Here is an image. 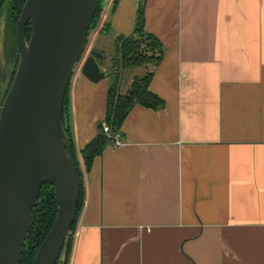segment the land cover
Here are the masks:
<instances>
[{
	"label": "crops",
	"instance_id": "0c3cea01",
	"mask_svg": "<svg viewBox=\"0 0 264 264\" xmlns=\"http://www.w3.org/2000/svg\"><path fill=\"white\" fill-rule=\"evenodd\" d=\"M141 1L164 46L149 89L165 106L135 105L122 144L87 171L81 152L113 82L74 75L67 121L85 197L68 264H264V0H101L108 29L94 48L133 33Z\"/></svg>",
	"mask_w": 264,
	"mask_h": 264
},
{
	"label": "water",
	"instance_id": "95a60500",
	"mask_svg": "<svg viewBox=\"0 0 264 264\" xmlns=\"http://www.w3.org/2000/svg\"><path fill=\"white\" fill-rule=\"evenodd\" d=\"M100 0H26L17 26L19 63L0 111V264H21L32 212L45 184L55 190L54 224L32 264H57L77 216L81 186L66 134L65 97ZM32 25L27 39L28 24ZM102 52L82 65L103 81Z\"/></svg>",
	"mask_w": 264,
	"mask_h": 264
},
{
	"label": "trees",
	"instance_id": "16d2710c",
	"mask_svg": "<svg viewBox=\"0 0 264 264\" xmlns=\"http://www.w3.org/2000/svg\"><path fill=\"white\" fill-rule=\"evenodd\" d=\"M7 0H0V11L5 6ZM26 0H10L9 6V17L7 19V31L10 32V37L14 35L17 36V26L18 21L23 10ZM118 0H115V5H117ZM102 11L101 0L97 9L95 19L98 14ZM94 19V21H95ZM146 24V12L145 3L141 1L138 7L137 16L135 20L134 32L128 37H119L116 40V53L120 58V69L128 70L132 68H141L146 66V64L153 63L154 66H158L164 56V46L162 42L153 34H150L145 29ZM108 28V25H106ZM107 31V30H106ZM32 32L31 23L27 27V39H30ZM147 42V45L145 44ZM145 44V48L142 46ZM15 45L17 48V41L15 38ZM18 49V48H17ZM145 50L158 51L157 57H147L143 55ZM18 51V50H17ZM18 53V52H17ZM116 55V56H117ZM19 53L16 55V66L19 61ZM117 60V59H116ZM119 62V61H118ZM119 64V63H118ZM16 74V68L13 72L12 81ZM115 74V73H114ZM154 74L149 73L143 78H135L133 81L132 88L125 95L116 94V88L118 87V75L116 77L115 83H113L108 91L107 97V113L104 121L98 124V134L97 136L82 150L81 154L83 157V163L85 169L90 171L95 159L101 156L104 150L111 144L110 138L104 132V124L108 125L112 132H117L121 129L127 115L133 109L135 105H142L151 109H161L165 106L164 101L150 91L149 87L153 79ZM3 79V71L0 65V88ZM11 81V83H12ZM10 83V87H11ZM9 92V88L5 94ZM5 99V98H4ZM4 99L0 101V111L3 105ZM68 105H69V88L65 97L63 121L66 134L72 144L73 153L75 156L77 174L81 186L80 201L77 209V216L75 223L72 227L71 232L74 231L75 225L77 223L78 217L83 207V201L85 197V187L83 172L81 164L78 160L76 154L75 143L72 139L71 131L68 126H66V121L68 117ZM57 204L55 199L54 187L50 184H45L41 189L40 198L33 209L32 212V224L27 241L24 245V253L21 264H32L34 257L40 248L41 244L50 232L54 221L56 219ZM71 233L69 234L60 260L57 264H68L69 257L72 249ZM63 256L64 261L62 260Z\"/></svg>",
	"mask_w": 264,
	"mask_h": 264
},
{
	"label": "rangeland",
	"instance_id": "374dc122",
	"mask_svg": "<svg viewBox=\"0 0 264 264\" xmlns=\"http://www.w3.org/2000/svg\"><path fill=\"white\" fill-rule=\"evenodd\" d=\"M9 6H10V0H7L5 6L0 11V65H1V69L3 71V79L1 82V88H0V101H2L5 98V94L8 90V88L10 90V83L12 81L13 72H14L15 68L17 70V66H18V64L16 66V55L18 54L17 53L18 49L16 48V45H15L16 35H14V33L12 32L13 36L10 37V32L7 31V28H8L7 27V23H8L7 19L9 17L8 16L9 15ZM103 12L104 11L102 8V11L100 12V14H98V17L95 19V21H93V23L91 25L84 53L82 55L80 62L75 67L74 75L79 73L81 66L83 65V62L90 55V52L94 49L98 50L97 49L98 47L94 48V46H93L95 38L97 37L99 41L105 40V38L103 36V32H106V30L108 28H107V26L103 25V15H104ZM110 43L112 45L109 47V49H107V51L102 52L104 54V58L102 60L103 62L101 61L102 62L101 66L103 65L101 67V70L103 69L102 71H104L106 73L107 78H109V80L111 79V81L113 83H115V81H116L115 74H118V87L116 88V94L125 95L132 88L133 83L131 85H129V87L127 85L124 86V90H122L123 82L125 81L124 83L126 84L127 80L130 78V76H133L134 74H137L139 76H142V75L145 76V75L149 74L152 67H153V63L146 64V66L141 67L139 69L127 70L125 76L123 77L122 69H120V58L117 55L118 53H116V49H115V46H116L115 42L111 41ZM145 44L147 45V42ZM145 44L142 46L143 49L145 48ZM99 46H101V45H99ZM143 55H147V57H157L158 51H156V50L155 51L145 50ZM105 61H107L106 62L107 65L103 64V63H105ZM109 61L111 63V66L109 65L110 64ZM18 63H19V61H18ZM145 68L147 69L146 73L144 71ZM107 78H105V79H107ZM11 85H12V83H11ZM69 89H70V86H69ZM68 123L69 122L66 121V124H67L66 126H68ZM71 240H72V242L74 240L73 232H71ZM64 258L65 257L63 256V258H62L63 261H64Z\"/></svg>",
	"mask_w": 264,
	"mask_h": 264
},
{
	"label": "built area",
	"instance_id": "2783aa9c",
	"mask_svg": "<svg viewBox=\"0 0 264 264\" xmlns=\"http://www.w3.org/2000/svg\"><path fill=\"white\" fill-rule=\"evenodd\" d=\"M104 132L108 135V137L110 138V143L113 146H120L122 144V140H123V135L120 131L117 132H112L111 128L104 124Z\"/></svg>",
	"mask_w": 264,
	"mask_h": 264
}]
</instances>
